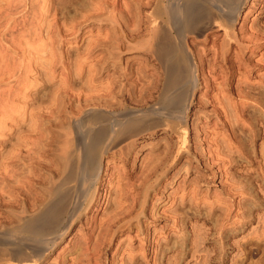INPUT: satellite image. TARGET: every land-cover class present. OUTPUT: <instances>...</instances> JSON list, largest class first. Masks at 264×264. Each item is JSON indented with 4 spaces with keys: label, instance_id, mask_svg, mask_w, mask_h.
I'll use <instances>...</instances> for the list:
<instances>
[{
    "label": "rangeland",
    "instance_id": "374dc122",
    "mask_svg": "<svg viewBox=\"0 0 264 264\" xmlns=\"http://www.w3.org/2000/svg\"><path fill=\"white\" fill-rule=\"evenodd\" d=\"M67 1L0 0V230L52 200L70 167L69 154H78V120L89 109L93 113L116 107L141 109L157 99L158 92L149 93L157 66L151 53L155 0ZM215 29L188 38L194 55L197 48L202 55L196 59L204 61L197 63L201 71L209 82L216 79V86L204 82L195 92L185 143L166 127L119 137L102 160L106 187L97 194L99 203L92 201L82 209L48 255L32 264H264V106L260 105L264 102V0H247L235 21L236 39L245 40V49L236 43L218 52L222 38L213 39L223 37V30L205 41L206 33ZM119 90L125 95L119 92L124 97L117 100ZM108 94H115L111 100L119 103H108ZM222 95L229 99L219 102ZM238 104L248 108L249 117L243 113L242 122L226 115ZM64 139L74 146L66 141L65 145ZM165 147L173 151L168 165ZM65 152L69 159L67 167L64 159L63 170L60 156ZM155 160L162 161L163 173L160 168L153 185L143 190L145 186L138 184L148 174L146 167L158 164ZM134 197L139 206L144 201L142 207H131ZM10 263L14 264L0 260V264Z\"/></svg>",
    "mask_w": 264,
    "mask_h": 264
},
{
    "label": "bare ground",
    "instance_id": "6f19581e",
    "mask_svg": "<svg viewBox=\"0 0 264 264\" xmlns=\"http://www.w3.org/2000/svg\"><path fill=\"white\" fill-rule=\"evenodd\" d=\"M21 1V0H20ZM46 1V0H44ZM100 1V0H99ZM247 0H155V6H154V22L152 25L153 32H152V51L155 61H157L156 66V72L155 77L153 79L151 89L148 91L151 93V95L154 96V92H158V97L156 96V100L154 99L153 103H149L147 106H142L141 109H123L117 107L115 109H112V111L109 110L105 113H93L89 112L90 109L87 111L85 109L84 116L82 115V118L79 123V128L77 127V124L75 127H77V151L78 154L75 156L69 154L70 158V167L68 168V171L63 173L62 179L59 182V186H55L54 194L52 200L46 204V206H42L43 208L36 212L35 214L23 218L21 217L22 221L19 222L16 225H12L8 228H5L3 230H0V260H9V262H13L14 264H32L36 260L41 259L43 256H45L52 248L54 244H56L57 240L65 234V231L70 227L73 220L79 216V213L82 209L87 208L90 203L93 201L94 203H99V197L97 194L103 190V187L105 188V180L101 177L102 172V166H103V157L107 150L110 148V146L119 138L122 136H129L132 135H138L139 133L145 132V131H153L157 129L158 127H166L171 129L173 132L179 133V135L182 136L183 144L185 143V133L187 129V116H188V109L190 107V104L195 96V92L197 89L203 85L205 82L208 86H216V79L210 80L212 82H209L204 75V71L202 72L200 69V66L197 64L199 61L201 63H204V61L200 58L202 55H199V48H197V54L194 55L193 49L189 45L188 38L189 37H195V35H202V33H205L209 29L216 28L215 30H212L211 32L206 33L205 41H209L211 38L213 39L212 35H216L219 30L224 31V36H217L214 38V42L217 40H220L221 38V45L218 52H223L227 48V45L230 44H240L239 46L241 49H245V44L243 38H241V42H239L236 31L233 29L235 25L236 19L239 17V14L245 5ZM12 2V0H11ZM50 2V1H49ZM66 2H68L66 0ZM80 2V1H79ZM97 2V1H96ZM102 2V1H101ZM13 3V2H12ZM147 3V2H146ZM16 4V2H15ZM18 4V3H17ZM78 4V3H77ZM83 4V3H82ZM6 5V3H5ZM44 5V4H43ZM12 6V5H11ZM15 6V5H13ZM86 6V5H85ZM95 6V5H94ZM93 6V7H94ZM4 7V6H3ZM57 7V6H56ZM81 7V6H80ZM40 8V7H39ZM89 8V7H88ZM42 9V8H41ZM87 9V8H86ZM43 11V10H42ZM41 11V12H42ZM79 11V10H78ZM45 13V12H44ZM149 17V16H147ZM153 18V17H152ZM141 20V19H140ZM149 20V19H148ZM153 21V19H151ZM239 20V19H238ZM150 21V20H149ZM151 21V22H152ZM149 22V23H151ZM142 23V22H141ZM41 26V25H40ZM43 27V26H42ZM41 29V28H40ZM263 30V29H261ZM244 32V31H243ZM150 33V32H149ZM263 34V33H262ZM149 36V35H148ZM240 36V35H239ZM117 37V36H116ZM119 37V36H118ZM244 37V36H243ZM196 38V37H195ZM258 38V37H256ZM251 39V37H250ZM122 40V39H121ZM146 40V39H145ZM144 40V41H145ZM248 41V39H246ZM110 41V40H109ZM148 41V40H147ZM145 41V43L147 42ZM199 41V40H198ZM106 42V41H105ZM112 42V41H111ZM110 42V43H111ZM193 42V41H192ZM191 42V43H192ZM196 43V41L194 40ZM204 42V41H203ZM213 42V41H212ZM109 43V42H108ZM246 43V42H245ZM248 43V42H247ZM246 43V45H247ZM194 44V43H193ZM111 45V44H110ZM116 45V44H113ZM112 45V46H113ZM142 45V44H141ZM198 45V44H197ZM213 45V44H211ZM50 46V45H49ZM195 44L193 45L194 48ZM215 45H213L214 47ZM219 46V45H217ZM47 47V46H46ZM151 47V46H150ZM197 47V46H196ZM212 47V48H213ZM232 47V46H231ZM248 47V46H246ZM250 47V46H249ZM148 48V47H147ZM217 48V47H216ZM45 49V48H44ZM113 49V48H112ZM149 49V48H148ZM204 50H207V46L203 47ZM229 49V48H228ZM235 49V48H234ZM252 49V48H251ZM143 50V49H142ZM147 50V49H146ZM52 51V50H51ZM217 51V50H215ZM227 51H230L227 50ZM226 51V53H227ZM143 52V51H142ZM202 52V50H201ZM238 52V51H237ZM112 53V51H111ZM196 53V52H195ZM216 53V52H215ZM244 53V52H243ZM119 54V53H118ZM218 54V53H217ZM223 54V53H222ZM51 55V54H50ZM113 55V54H112ZM152 55V54H151ZM219 55V54H218ZM221 55V54H220ZM197 56H200L197 59ZM216 56V55H215ZM111 57V56H110ZM214 57V56H213ZM200 59V60H199ZM149 60V58H148ZM215 60V59H214ZM224 60V59H223ZM203 61V62H202ZM232 61V60H231ZM199 62V63H200ZM259 63V62H258ZM32 65V64H30ZM151 65V64H150ZM202 65V64H201ZM210 65V64H209ZM140 66V65H139ZM205 66V65H204ZM232 66V65H231ZM82 68V67H81ZM205 68V67H204ZM209 68V67H208ZM80 69V68H79ZM237 69V68H236ZM83 70V69H82ZM90 70V69H89ZM141 70V69H140ZM224 70V69H222ZM84 71V70H83ZM221 71V70H220ZM144 72V71H143ZM146 72V71H145ZM145 72L143 73L145 75ZM202 72V73H201ZM223 72V71H222ZM90 73V72H89ZM131 73V72H130ZM154 73V72H153ZM152 73V74H153ZM221 73V72H219ZM227 73V72H226ZM236 73V72H235ZM238 73V72H237ZM120 74V73H119ZM124 74V73H123ZM140 74V81L143 80L144 75ZM201 74L203 75L201 77ZM224 74V73H223ZM89 75V74H88ZM115 75V74H114ZM138 75V74H137ZM149 75V74H148ZM220 75V74H219ZM230 75V74H228ZM226 75V76H228ZM233 75V74H232ZM240 75V74H239ZM246 75V74H245ZM91 76V75H90ZM94 76V74H93ZM118 76V75H117ZM125 76V74H124ZM224 76V77H226ZM247 76V75H246ZM261 76V75H260ZM92 77V76H91ZM121 77V76H119ZM221 77V76H220ZM241 77V76H240ZM80 78V77H79ZM117 78V77H116ZM114 79V81L116 80ZM209 78V77H208ZM212 78H215L212 76ZM223 78V77H222ZM261 78V77H260ZM90 79V78H89ZM93 79V77L91 78ZM90 79V80H91ZM120 79V78H119ZM224 79V78H223ZM228 79V78H227ZM245 79V77H244ZM247 79V78H246ZM107 81V80H106ZM219 81V80H218ZM226 81V80H225ZM248 81V80H247ZM108 82V81H107ZM110 82V81H109ZM122 82V80H121ZM138 82V81H137ZM262 82V81H261ZM114 83V82H113ZM129 83V82H128ZM132 83V82H131ZM237 83V82H236ZM122 84V83H121ZM130 84V83H129ZM120 85V84H119ZM140 85V83H139ZM218 85V84H217ZM240 85V84H239ZM107 86V84H106ZM105 86V87H106ZM113 86V84H112ZM148 87V85H146ZM220 86V85H219ZM237 86V84H236ZM251 86V85H250ZM249 86V87H250ZM103 87V86H102ZM109 87H111L109 85ZM115 87V85H114ZM117 87L118 86L117 84ZM143 87V86H141ZM234 87V86H233ZM240 87V86H239ZM238 87L237 90L240 88ZM248 87V86H247ZM112 88V87H111ZM110 88V89H111ZM123 88V86L121 87ZM223 88V87H222ZM243 88V87H242ZM255 88V87H254ZM82 89V88H81ZM80 89V90H81ZM87 89V88H86ZM89 89V88H88ZM106 89V88H105ZM109 88L106 90H110ZM233 89V88H232ZM91 90V89H90ZM99 90V89H98ZM105 90V91H106ZM118 90V89H117ZM123 89H121L122 91ZM219 90V88H218ZM235 90V89H234ZM247 90V88H245ZM249 90V89H248ZM82 91V90H81ZM84 91V89H83ZM86 91V90H85ZM101 91V90H100ZM99 91V92H100ZM111 94L113 93V90H111ZM115 91V90H114ZM121 91L119 90L115 96H119L121 94ZM242 91V90H240ZM94 92V90H93ZM98 92V91H97ZM108 92V91H107ZM120 94L118 95V93ZM237 92V91H236ZM239 92V91H238ZM242 95L246 96V93H243ZM247 94L251 91H246ZM66 93V91H65ZM91 93V92H90ZM96 93V92H95ZM106 93V92H105ZM124 95V91L122 92ZM148 93V95H149ZM257 93V92H256ZM255 93V94H256ZM261 92L260 94H262ZM57 94V93H56ZM121 94V95H123ZM240 94V93H239ZM254 94V93H253ZM70 95V94H69ZM96 95V94H95ZM106 95V94H105ZM143 95V94H142ZM230 95V94H229ZM241 95V94H240ZM241 95V97H242ZM251 95V93H250ZM264 94H262L263 96ZM56 96V95H55ZM66 96V95H65ZM76 96V95H74ZM104 96V95H103ZM107 96L110 97L108 94ZM106 96V98H108ZM141 96V95H139ZM144 96V95H143ZM202 96V95H201ZM218 96V95H217ZM252 96V95H251ZM63 97V96H62ZM96 97V96H94ZM105 97V96H104ZM111 97L109 100H111ZM120 97V96H119ZM118 97V98H119ZM122 98L124 96H121ZM120 97V98H121ZM250 97V96H249ZM260 97V96H259ZM65 98V97H64ZM78 98V97H77ZM117 98V100H118ZM139 97L137 96V99ZM245 98V97H244ZM248 96H246V99ZM263 98V97H262ZM59 99V98H58ZM86 99V98H85ZM88 99V98H87ZM92 99V98H91ZM95 99V98H94ZM103 99V98H102ZM144 99V98H143ZM143 99H141V102ZM216 99V98H215ZM219 102L222 100H228L224 99L223 95L222 97H218ZM216 99V100H217ZM249 99V98H248ZM251 99V97H250ZM264 99V98H263ZM262 99V100H263ZM106 100V99H105ZM113 100V99H112ZM111 101H108V103L112 104ZM140 101V99H138ZM138 100H136L138 102ZM147 100V99H145ZM212 100V99H211ZM57 101V100H55ZM59 101V100H58ZM114 102L119 103L118 101H115V98L113 100ZM205 101V100H204ZM260 101V100H259ZM99 102V101H98ZM114 106L116 103H114ZM212 102V101H211ZM224 102V101H223ZM222 102V103H223ZM230 102V101H229ZM227 103L226 105L230 104ZM261 102V101H260ZM92 103V102H91ZM95 103V102H93ZM139 103V102H138ZM221 103V104H222ZM238 103V102H237ZM236 103V104H237ZM247 103V102H246ZM60 104V103H59ZM98 104V103H97ZM106 104V102H105ZM104 104V105H105ZM120 104H122L120 102ZM143 104V103H142ZM224 104V103H223ZM235 104V103H234ZM233 104V105H234ZM242 104V103H241ZM239 105L231 114L229 112L226 114V110H224L225 114L229 117L235 118L237 121H240L242 118V115H245L247 113L248 108H246L243 105ZM258 104V103H257ZM25 105V104H24ZM83 105V104H82ZM109 105V104H107ZM119 106V104H117ZM140 105V104H138ZM137 105V106H138ZM219 105V104H218ZM232 105V104H231ZM260 105L264 106V102H262ZM20 106V105H19ZM76 106V105H75ZM95 106V105H94ZM141 106V105H140ZM222 106V105H220ZM236 106V105H235ZM34 107V106H33ZM37 107V106H36ZM67 107V106H66ZM92 107V106H91ZM110 107V105H109ZM112 107V106H111ZM224 108V106H222ZM23 108V107H22ZM39 108V107H37ZM84 108V107H83ZM113 108V107H112ZM216 108V107H214ZM227 109V107L225 106ZM224 108V109H225ZM230 108V106H229ZM228 108V109H229ZM233 108V107H231ZM25 109V108H24ZM33 109V108H32ZM41 109V108H40ZM43 109V107H42ZM67 109V108H66ZM78 109V108H77ZM217 109V108H216ZM215 109V111H216ZM31 110V109H30ZM36 110V109H35ZM48 110V109H47ZM60 110V109H59ZM82 110V109H81ZM95 110V109H94ZM107 110V109H106ZM223 110V109H222ZM253 110V109H252ZM251 110V111H252ZM17 111V110H16ZM15 111V112H16ZM39 111V110H38ZM64 111V110H63ZM79 111V109H78ZM97 110H95L96 112ZM256 111V110H255ZM263 111V110H262ZM261 111V112H262ZM74 112V111H72ZM71 112V113H72ZM99 112V111H98ZM197 112V111H196ZM212 112V111H211ZM246 112V113H245ZM249 112V111H248ZM253 112V111H252ZM260 113V116L261 115ZM14 113V112H13ZM12 113V114H13ZM27 113V112H26ZM25 113V114H26ZM31 113V112H30ZM56 113H58L56 111ZM68 113V112H67ZM76 113V112H75ZM223 113V112H222ZM245 113V114H243ZM255 112H253L254 114ZM263 113V112H262ZM47 114V113H46ZM224 114V115H225ZM253 117V114L250 113ZM42 115V114H41ZM50 115V114H49ZM55 115V114H54ZM220 115V114H219ZM225 115V116H226ZM247 115V114H246ZM245 115V116H246ZM258 115V114H257ZM257 115L255 116L257 118ZM25 116V115H24ZM33 116V115H32ZM201 116V115H200ZM199 116V117H200ZM244 116V119H246ZM248 116V115H247ZM13 117V116H12ZM230 117V118H231ZM249 117V116H248ZM247 117V118H248ZM14 118V117H13ZM22 118V117H21ZM33 118V117H32ZM227 118V117H226ZM232 118V119H233ZM254 118V117H253ZM253 118L252 121L254 120ZM234 119V120H235ZM243 119V120H244ZM14 120V119H13ZM62 120V119H61ZM68 120V119H67ZM76 120V119H74ZM195 120V119H194ZM222 120V119H221ZM228 120V119H227ZM236 123L237 121H234ZM250 120V119H249ZM247 120V121H249ZM259 120V119H258ZM34 121V120H33ZM32 121V122H33ZM215 121V120H214ZM232 122V120H230ZM14 122V121H13ZM17 122V121H16ZM22 122V121H21ZM68 122V121H67ZM73 122V121H72ZM71 122V123H72ZM242 122V120H241ZM251 122V120L249 121ZM247 122V125L252 124V122L249 124ZM255 122V121H254ZM216 123V122H215ZM231 123L233 127H235V124ZM240 123V122H239ZM244 123V122H243ZM246 123V122H245ZM260 123V122H259ZM264 123V122H263ZM262 123V124H263ZM14 124V123H13ZM60 124V123H59ZM234 124V125H233ZM238 124V122H237ZM236 124V125H237ZM255 124V123H254ZM252 124V125H254ZM20 125V124H19ZM18 125V126H19ZM30 125V124H29ZM69 125V124H68ZM74 125V124H72ZM218 125V124H217ZM228 125V124H227ZM241 125V124H240ZM246 125V124H245ZM257 125V124H256ZM256 125L254 128H256ZM32 126V125H31ZM35 126V125H33ZM211 126V125H210ZM251 126V125H250ZM63 128V126H61ZM208 127V126H207ZM233 127H231L233 129ZM243 127V126H242ZM247 127V126H246ZM258 127V126H257ZM196 128V127H195ZM241 128V126H240ZM14 129V128H13ZM31 129V128H30ZM198 129V128H197ZM251 129V128H250ZM253 129V127H252ZM258 129V128H257ZM12 130V129H11ZM63 130V129H62ZM206 130V129H205ZM255 131V130H254ZM254 131L253 134H254ZM13 132V131H12ZM198 132V131H197ZM236 132V131H235ZM75 133V132H73ZM150 133V132H149ZM216 133V132H215ZM256 133V132H255ZM20 135V134H19ZM70 135V134H68ZM67 136V135H66ZM226 136V135H225ZM62 137V136H61ZM243 137V136H242ZM60 138V137H59ZM74 138V137H73ZM211 138V137H210ZM62 139V138H61ZM59 139V140H61ZM68 139V138H67ZM71 139V138H70ZM126 139V138H125ZM177 140V139H176ZM229 140V139H228ZM251 140V139H250ZM64 139V143H65ZM72 141V139H71ZM134 141V140H133ZM136 141V140H135ZM19 142V141H18ZM69 141H66L68 143ZM132 142V141H131ZM179 142V140L177 141ZM17 143V142H16ZM15 143V144H16ZM62 143V144H64ZM65 143V145H67ZM119 143V142H118ZM129 143V142H128ZM216 143V142H215ZM220 143V142H219ZM238 143V142H237ZM14 144V143H13ZM61 144V145H62ZM72 144V143H71ZM75 144V143H74ZM132 144V143H131ZM218 144V143H217ZM222 144V143H221ZM225 144V143H224ZM230 144V143H229ZM247 144V143H246ZM250 144V143H249ZM70 145V142H69ZM68 145V146H69ZM73 145V144H72ZM70 145V146H72ZM128 145V144H127ZM168 145V144H167ZM166 145V146H167ZM223 145V144H222ZM16 146V145H15ZM19 146V145H18ZM69 146V147H70ZM74 146V145H73ZM170 146V145H168ZM237 146V145H236ZM22 147V146H20ZM123 147V146H122ZM184 146L181 145L178 151H181V149ZM244 147V146H243ZM248 147V146H247ZM252 147V146H250ZM11 148V147H10ZM9 148V149H10ZM129 148V147H128ZM212 148V147H211ZM229 148V147H228ZM62 149V147H61ZM69 149V148H68ZM113 149V148H112ZM166 149V147H165ZM164 149V150H165ZM172 149V147H171ZM171 149H166V153L162 152L166 155L165 165H168L170 159L173 157V151ZM174 149V148H173ZM244 149V148H243ZM255 149V148H254ZM253 149V150H254ZM13 150V149H12ZM58 150V149H57ZM75 150V148L70 149ZM213 150V149H212ZM229 150V149H228ZM11 151V150H10ZM63 149L60 150V154L62 153ZM67 152V148L65 149ZM129 151V149H128ZM218 151V150H217ZM223 151V150H222ZM22 152V151H21ZM66 155H61V168L64 170V159L65 163L67 161L68 166V157L67 153ZM70 152V151H69ZM219 152V151H218ZM73 153V152H72ZM180 153V152H179ZM178 153V154H179ZM18 154V152H17ZM16 154V155H17ZM20 154V153H19ZM59 154V155H60ZM152 154V152H151ZM214 154V153H213ZM220 154V153H219ZM253 154V153H252ZM13 155V154H12ZM156 155V154H154ZM153 155V156H154ZM163 155V154H161ZM160 155V156H161ZM244 155V154H243ZM251 155V154H250ZM15 156V155H14ZM25 156V155H24ZM23 156V157H24ZM65 156V157H64ZM129 156V155H128ZM150 156V155H149ZM157 156V155H156ZM159 156V155H158ZM177 156V155H176ZM212 156V155H211ZM223 156V155H222ZM262 156V155H261ZM27 157V156H26ZM66 157L68 159H66ZM12 158V157H11ZM19 158V157H18ZM150 158V157H149ZM152 158V157H151ZM164 158V157H163ZM163 158H159L162 160ZM14 158H12L13 160ZM60 159V158H59ZM173 159V158H172ZM25 160V159H24ZM129 160V159H128ZM153 160V158H152ZM232 160V159H231ZM59 161V160H58ZM159 160H155L154 162L158 163ZM152 161H150L151 163ZM162 162V161H161ZM159 162V163H161ZM17 163V162H16ZM57 163V162H56ZM152 164L150 167H146L145 171L148 173L145 179H142L141 182L138 184L139 186L144 185L145 187L141 186V189L144 188L148 189L151 185H153V182L157 179V175L159 174L158 171L161 167H163L160 164ZM210 163V162H209ZM60 164V163H58ZM149 164V162H148ZM150 165V164H149ZM164 165V163H163ZM164 165V166H165ZM59 166V165H58ZM58 168V167H57ZM60 168V166H59ZM144 169V168H143ZM162 169V168H161ZM58 170V169H57ZM56 170V171H57ZM62 170V171H63ZM67 169H65L66 171ZM59 172V171H58ZM160 172V171H159ZM145 173V174H146ZM163 173V169H162ZM59 174V173H58ZM13 175V174H12ZM11 176V175H10ZM56 176V175H55ZM24 177V176H23ZM140 177V176H139ZM18 178V177H17ZM59 178V177H58ZM142 178V177H141ZM17 180V179H16ZM140 180V179H139ZM16 182V181H14ZM73 183H76L73 185ZM13 184V183H12ZM109 184V183H108ZM128 184V183H127ZM131 184V183H130ZM16 185V184H15ZM19 184H17L18 186ZM136 186V184H134ZM137 185V186H138ZM122 186V185H121ZM126 186V185H125ZM132 186V185H131ZM138 186V187H139ZM14 187V184H13ZM108 187V185H107ZM124 187V186H123ZM128 187V186H127ZM130 187V186H129ZM17 188V187H16ZM118 188V187H117ZM131 188V187H130ZM12 189V187H11ZM45 190V189H44ZM52 190V188H51ZM40 191V190H39ZM147 191V190H146ZM13 192V191H12ZM15 192V191H14ZM44 192V191H43ZM42 192V193H43ZM53 192V191H52ZM19 193V192H18ZM48 193V192H47ZM46 193V194H47ZM50 193V192H49ZM48 193V194H49ZM144 193V192H143ZM45 194V193H44ZM122 194V193H121ZM120 194V195H121ZM124 194V193H123ZM137 194V193H136ZM11 195V194H10ZM133 195V194H132ZM143 194H141L142 196ZM52 196V193H51ZM104 196V195H103ZM102 196V197H103ZM131 196V195H130ZM135 196V195H134ZM137 196V195H136ZM16 197V196H15ZM47 197V196H46ZM121 197V196H119ZM128 197V196H127ZM133 197V196H132ZM192 197V196H191ZM197 197V196H196ZM36 198V197H35ZM41 198V196H40ZM49 198V197H48ZM47 198V199H48ZM118 198V197H117ZM116 198V199H117ZM135 198V197H134ZM141 198V197H140ZM115 199V198H114ZM132 200V198H130ZM142 199V198H141ZM195 199V198H194ZM193 199V200H194ZM11 200V199H10ZM13 200V199H12ZM118 200V199H117ZM116 200V201H117ZM130 200V201H131ZM17 201V200H16ZM24 201V200H23ZM123 201V200H122ZM202 201V200H201ZM149 202V201H148ZM11 203V202H10ZM27 203V202H26ZM41 203V202H40ZM43 203V202H42ZM134 204H130L136 207L139 204H141L140 200L135 198ZM198 203V202H197ZM36 204V203H35ZM116 204V203H115ZM122 204V202H121ZM129 204V203H128ZM144 204V201L142 202V206ZM117 205V204H116ZM128 205V206H130ZM31 206V205H30ZM35 206V205H34ZM41 206V205H40ZM38 206V207H40ZM120 206V205H119ZM123 206V205H122ZM139 206V205H138ZM137 206V207H138ZM141 206V205H140ZM139 206V207H140ZM141 206V207H142ZM32 207V206H31ZM118 208V206H116ZM115 207V208H116ZM27 208V207H26ZM34 208V207H33ZM120 208V207H119ZM123 208V207H122ZM126 207H124L125 209ZM129 208V207H128ZM23 209V208H22ZM39 209V208H37ZM123 209V210H124ZM130 209V208H129ZM132 209V208H131ZM130 209V210H131ZM135 209V208H134ZM132 209V210H134ZM21 211V210H20ZM118 211V210H117ZM122 211V210H121ZM120 211V212H121ZM126 211V210H125ZM128 211V210H127ZM124 212V211H123ZM133 212V211H132ZM34 213V212H33ZM126 213V212H124ZM123 213V215H124ZM128 213V212H127ZM118 215V214H117ZM113 215V217H117ZM122 215V214H121ZM121 215H118L119 217ZM131 214H129L130 216ZM133 216V215H132ZM17 218V217H16ZM14 218V219H16ZM125 218V217H124ZM127 218V217H126ZM66 219V221H65ZM114 219V218H113ZM112 219V222L115 220ZM123 219V217H122ZM132 219V218H131ZM19 220V219H18ZM111 221V219L107 220V222ZM118 221V220H117ZM110 222V223H112ZM109 223V224H110ZM115 223V221H114ZM117 223V222H116ZM108 225V224H107ZM111 225V224H110ZM114 224H112L113 227ZM115 226V225H114ZM109 227V226H108ZM107 228V227H106ZM105 229V228H104ZM113 229V228H112ZM107 230V229H106ZM111 230V228H110ZM163 248V247H162ZM51 251V250H50ZM48 255V254H47ZM46 255V256H47ZM12 264V263H10Z\"/></svg>",
    "mask_w": 264,
    "mask_h": 264
}]
</instances>
